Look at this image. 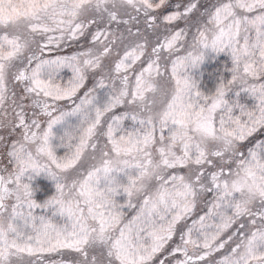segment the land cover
Here are the masks:
<instances>
[{"label":"snow or ice","instance_id":"snow-or-ice-1","mask_svg":"<svg viewBox=\"0 0 264 264\" xmlns=\"http://www.w3.org/2000/svg\"><path fill=\"white\" fill-rule=\"evenodd\" d=\"M0 264H264V0H0Z\"/></svg>","mask_w":264,"mask_h":264},{"label":"rangeland","instance_id":"rangeland-1","mask_svg":"<svg viewBox=\"0 0 264 264\" xmlns=\"http://www.w3.org/2000/svg\"><path fill=\"white\" fill-rule=\"evenodd\" d=\"M212 57H215V58L213 59ZM225 63H229V66H230V61H229V57L227 56V54H220L217 57L216 54L213 53L211 57L209 58V60H207L205 64L202 66V69L206 70L209 67H219L222 70ZM65 75H70V72H67L66 70ZM205 75H207V71H205ZM224 75L230 78L231 74L228 72H225ZM209 86H211V84H209ZM39 182L44 185L47 191L46 192L38 191L37 199H44L46 198V195L51 194L55 191L54 182L48 180L46 177L41 176L39 178Z\"/></svg>","mask_w":264,"mask_h":264}]
</instances>
